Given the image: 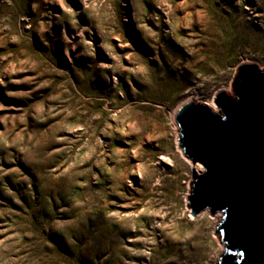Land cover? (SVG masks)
<instances>
[{
  "label": "rangeland",
  "instance_id": "rangeland-1",
  "mask_svg": "<svg viewBox=\"0 0 264 264\" xmlns=\"http://www.w3.org/2000/svg\"><path fill=\"white\" fill-rule=\"evenodd\" d=\"M242 64L264 0H0V264H218L175 116Z\"/></svg>",
  "mask_w": 264,
  "mask_h": 264
},
{
  "label": "water",
  "instance_id": "water-1",
  "mask_svg": "<svg viewBox=\"0 0 264 264\" xmlns=\"http://www.w3.org/2000/svg\"><path fill=\"white\" fill-rule=\"evenodd\" d=\"M236 73V98L217 93L218 113L193 101L177 112V142L204 168L190 183L191 215L223 213L218 264H264V69L242 64Z\"/></svg>",
  "mask_w": 264,
  "mask_h": 264
},
{
  "label": "bare ground",
  "instance_id": "bare-ground-1",
  "mask_svg": "<svg viewBox=\"0 0 264 264\" xmlns=\"http://www.w3.org/2000/svg\"><path fill=\"white\" fill-rule=\"evenodd\" d=\"M188 101H190V100H188ZM187 102V101H186ZM188 103V102H187Z\"/></svg>",
  "mask_w": 264,
  "mask_h": 264
}]
</instances>
